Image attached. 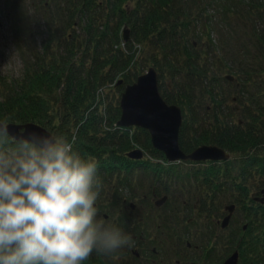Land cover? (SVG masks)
<instances>
[{"label":"trees","instance_id":"1","mask_svg":"<svg viewBox=\"0 0 264 264\" xmlns=\"http://www.w3.org/2000/svg\"><path fill=\"white\" fill-rule=\"evenodd\" d=\"M184 3L186 8L182 0H55L51 21L60 27L62 52H50L49 67L35 61L29 66L33 74L28 67L21 78L0 71V121L34 122L74 139L75 151L98 161V200L103 201L106 187L119 192L138 172H165L156 161L164 154L152 146L146 130L115 125L121 93L153 66L161 96L182 110L180 149L211 144L230 153V159L199 169L197 179L205 185L212 176L220 181L216 187L227 191L222 201L240 212L237 221L246 224L247 238L239 245L240 264H264V66L255 65L264 59V28L255 29L259 47L243 45L237 33L239 23L244 28L249 21L252 27L264 23V0ZM216 32L219 40L213 44ZM203 43L205 52L199 49ZM139 51L148 59H140ZM221 51L228 58L219 57ZM224 86L238 94L230 95ZM207 100L210 113L201 112ZM134 148L149 158H127ZM168 172L177 180H195L176 168ZM251 184L262 188V196L250 194ZM131 260L129 251L110 257L93 253L82 264H134Z\"/></svg>","mask_w":264,"mask_h":264},{"label":"clouds","instance_id":"2","mask_svg":"<svg viewBox=\"0 0 264 264\" xmlns=\"http://www.w3.org/2000/svg\"><path fill=\"white\" fill-rule=\"evenodd\" d=\"M98 161L66 136L0 121V264H82L134 241L99 218Z\"/></svg>","mask_w":264,"mask_h":264},{"label":"flooded vegetation","instance_id":"3","mask_svg":"<svg viewBox=\"0 0 264 264\" xmlns=\"http://www.w3.org/2000/svg\"><path fill=\"white\" fill-rule=\"evenodd\" d=\"M237 121L238 124L241 123L240 120ZM147 158L149 157L144 156L141 160ZM156 161L158 169L165 172L151 176L142 174L141 176L149 177L151 181L147 182L141 196L136 191L131 193L130 189L128 192L113 189L111 202L98 200L96 205L98 209L102 208L100 205L105 209L109 205L115 206L117 211L113 212H117L116 216L101 211L99 218L117 225L119 223L116 217L118 214L123 215L124 207L139 209L138 218L132 220L127 217L124 228L134 241L132 247H127L134 264H221L235 252L238 253L237 264H240L239 245L247 240L243 236L246 224L237 221L233 205L229 223L223 228L222 221L230 214L227 208L231 206L222 201L227 191L222 186L216 187L220 181L213 176L206 185L197 179L199 169L223 161L183 160L170 163L165 156ZM175 168L183 174L193 176L195 180L188 181L182 177L177 180V174L168 172ZM130 170L133 173V166ZM257 186H249L252 196H262L263 190L257 189ZM222 191L225 193L220 195ZM107 192L105 189V196H108ZM129 216L132 215L129 213ZM231 244L234 245L233 249L230 248Z\"/></svg>","mask_w":264,"mask_h":264},{"label":"rangeland","instance_id":"4","mask_svg":"<svg viewBox=\"0 0 264 264\" xmlns=\"http://www.w3.org/2000/svg\"><path fill=\"white\" fill-rule=\"evenodd\" d=\"M185 1L192 3V0H182V7L185 8ZM54 2L55 0H0V71L2 75L8 77L13 75L21 78L24 72H27L26 69L35 61L38 66L48 65L49 67L51 62L50 52H57L58 54L62 52L60 47H58V41H60L62 36L60 27H58L57 23L51 21ZM189 5L191 6V4ZM239 24L240 27L237 33L243 45H247L249 48L254 46L259 47V39L256 36L255 29L258 27L260 29L264 28V23L260 21L258 22L259 25L252 27L253 24L249 21V23H247L248 27L245 28L241 27L242 23ZM67 33H70V31H66L64 35L66 36ZM212 38L213 44H218L219 38L217 32L212 35ZM206 43L199 46V49L203 52H205ZM136 47L139 46L136 45ZM208 49L207 53H209ZM221 55L224 58H228V54L224 51H221L220 55L218 54L219 57ZM139 57L140 59H148V54L145 56L143 51H139ZM40 60H44L45 62H40ZM255 65H258L259 68L261 66L263 67L264 59L259 57ZM32 68H30V74H33ZM147 69L148 68H146L145 71ZM224 88L230 92V95L238 94V92L233 91L232 87L224 86ZM209 104H211L209 100L203 102V106L201 105V112L210 113V107L207 109ZM141 175L142 174L138 172L133 175L129 182H125L124 180V184L121 185V190L128 192L130 189L131 193L138 192L139 196H141L142 190L147 187V182L151 181L149 177ZM125 184L127 187H125ZM112 186L116 185L113 183ZM113 188L106 187L108 196H104L105 201L111 202L113 200V194L111 193ZM120 207H122V205H120ZM115 208V206L109 205V208L104 211L116 216L117 212H113L117 211V208ZM129 213L132 216H129ZM139 213V209L130 210L124 207L123 215L118 214V218L116 217L117 223H121V221L126 222L128 219L127 217H131L132 220H135V218H138ZM235 213L240 214L238 211H235ZM114 216H112V218H114ZM119 216H122V218L120 219ZM99 217H101V212H99ZM121 224L123 225L124 223ZM125 232L127 233L126 229ZM126 249L128 248L125 247L120 250L119 253H121V251L127 253L129 249L128 251Z\"/></svg>","mask_w":264,"mask_h":264},{"label":"water","instance_id":"5","mask_svg":"<svg viewBox=\"0 0 264 264\" xmlns=\"http://www.w3.org/2000/svg\"><path fill=\"white\" fill-rule=\"evenodd\" d=\"M122 39H129V31L123 29ZM230 81L234 77L227 75ZM120 116L116 126L120 128H141L146 130L150 136L152 146L162 152L166 160L170 163L190 160V161H224L230 158L221 147L211 144L198 146L190 153H184L179 147V131L182 124V110L178 105L168 104L158 90V72L153 66L140 74L136 80L125 87L121 93ZM13 134L37 132L52 134L43 126L34 123H8ZM131 160H141L145 154L140 148H134L125 153ZM264 197L260 198L262 201ZM259 199V198H258ZM230 212L222 221V227L229 223L234 206L227 208ZM238 253H233L221 264H237Z\"/></svg>","mask_w":264,"mask_h":264}]
</instances>
